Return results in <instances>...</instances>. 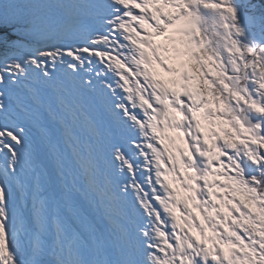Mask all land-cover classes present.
<instances>
[{"label": "snow or ice", "instance_id": "snow-or-ice-1", "mask_svg": "<svg viewBox=\"0 0 264 264\" xmlns=\"http://www.w3.org/2000/svg\"><path fill=\"white\" fill-rule=\"evenodd\" d=\"M0 264H264V6L0 0Z\"/></svg>", "mask_w": 264, "mask_h": 264}, {"label": "rangeland", "instance_id": "rangeland-1", "mask_svg": "<svg viewBox=\"0 0 264 264\" xmlns=\"http://www.w3.org/2000/svg\"><path fill=\"white\" fill-rule=\"evenodd\" d=\"M252 2H253L254 4H255V3H258V2H255L254 0H252ZM158 39H159V41H160L161 43H167V41L165 40L164 37H158ZM169 63L172 64V66H175V67H177V68L180 67V64H179L175 59H172V60L170 59V60H169ZM171 79H173V76H170L169 81H170ZM222 177H223V175H221V176H219V177H216L215 179H218V180L220 181ZM217 191H219V189H217ZM209 235H211V232H209Z\"/></svg>", "mask_w": 264, "mask_h": 264}, {"label": "trees", "instance_id": "trees-1", "mask_svg": "<svg viewBox=\"0 0 264 264\" xmlns=\"http://www.w3.org/2000/svg\"><path fill=\"white\" fill-rule=\"evenodd\" d=\"M255 1L260 2L264 6V0H255ZM5 31H8V29H5ZM224 179H226V178H224ZM226 181H227V179H226ZM226 184H227V182H226Z\"/></svg>", "mask_w": 264, "mask_h": 264}]
</instances>
